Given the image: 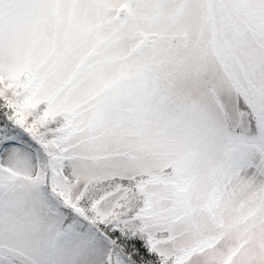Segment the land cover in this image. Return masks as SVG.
I'll use <instances>...</instances> for the list:
<instances>
[{"label": "snow or ice", "instance_id": "obj_1", "mask_svg": "<svg viewBox=\"0 0 264 264\" xmlns=\"http://www.w3.org/2000/svg\"><path fill=\"white\" fill-rule=\"evenodd\" d=\"M0 264H264V0H0Z\"/></svg>", "mask_w": 264, "mask_h": 264}]
</instances>
